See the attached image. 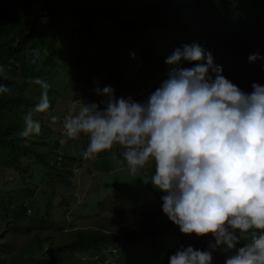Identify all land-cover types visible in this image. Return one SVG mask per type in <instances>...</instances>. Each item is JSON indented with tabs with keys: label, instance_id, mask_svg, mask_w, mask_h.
Listing matches in <instances>:
<instances>
[{
	"label": "trees",
	"instance_id": "trees-1",
	"mask_svg": "<svg viewBox=\"0 0 264 264\" xmlns=\"http://www.w3.org/2000/svg\"><path fill=\"white\" fill-rule=\"evenodd\" d=\"M148 1L141 0L140 11L144 14L141 19L122 18L121 12L129 0H115L105 6L86 4L78 8L29 6L18 12L17 21L0 30L4 36L0 41V66L6 77H0V83L9 88L17 84L19 77L22 87L20 93L0 94V113L5 115L0 119V172L3 169L12 172L6 179L8 181L0 185V224L4 225L3 228L30 224L25 231H33L34 240L23 251V264H104L102 248L118 239L120 246L116 250L119 254L143 255L150 260L160 258L162 261L166 254H171L161 245L167 233L175 236V248L188 242L184 237H177L178 227L162 213L160 198H148L132 208V217L143 222L138 229L128 227L127 232L106 233L98 229H80L73 232L76 239L69 242L55 239L54 233L48 231L53 222L49 217L52 204L49 199L43 201V208L37 215L27 214L33 200L29 205L22 203L19 206L10 205L5 200L7 192L15 188L18 191L29 190L28 185L38 178L52 193L62 190L66 194L72 186L71 178L77 175L74 169L82 170L80 163L87 161L81 153L76 156L62 151L65 150L60 139L62 133L55 132L52 127L61 125L64 114L69 110L59 92L61 89L65 91V83L72 74L83 77L89 88L107 83L114 89L115 97L131 96L137 101L144 99L165 78L171 67L164 63L166 57L153 49L155 43L150 41L149 35L155 29L174 39L168 45L169 49L193 42L203 46L211 53L214 64L221 66L222 75L244 92L251 91L253 82L264 84V71L260 68L262 62L247 61L251 53L264 55V0H195L206 9V13L189 24L182 22V15L191 12L193 0ZM165 4L168 5L165 8L171 10L170 21L156 17L158 9L163 10ZM73 19L78 22L73 30L87 36L94 55L85 47L81 48V53L72 52L65 57L60 55V48L64 46L57 42L62 34L60 29L63 30L61 27L65 21ZM37 44H43L46 52L38 49ZM130 53L134 56L130 57ZM126 60L127 64L124 63ZM181 66L190 65L182 63ZM37 77L49 85V109L44 113L33 111L40 93L39 86L32 83ZM73 98L72 102H76L78 92ZM102 99L105 97L92 91L84 105L96 102L100 107ZM29 111H32V118L39 121L40 133L25 137L20 133L24 127L23 117ZM72 163L78 165L72 169ZM93 165L96 169L101 168ZM45 186L37 188L36 185L37 192H46ZM69 198L74 199L75 195L69 193ZM68 201L62 195L59 205L66 206ZM88 203L99 205L100 202L90 200ZM46 240L51 241L48 247L44 246ZM209 243L214 244V241L204 235L191 239L188 245L194 250H204ZM79 252L85 256L83 261L71 257ZM211 254V264H224L230 253H221L220 246H217Z\"/></svg>",
	"mask_w": 264,
	"mask_h": 264
},
{
	"label": "clouds",
	"instance_id": "clouds-1",
	"mask_svg": "<svg viewBox=\"0 0 264 264\" xmlns=\"http://www.w3.org/2000/svg\"><path fill=\"white\" fill-rule=\"evenodd\" d=\"M247 61H261L264 71L259 52ZM164 63L170 70L142 100L115 97L110 85L95 87V94L105 97L103 107L81 104L65 119L64 135L87 136L85 159L118 146L129 174L151 166L150 184L162 193L167 220L181 234H210L214 244L204 250L179 245L167 264H211V251L220 245L230 253L224 264H264V84L253 82L244 92L195 42L174 49ZM0 77L6 78L2 66ZM32 83L40 89L33 111L47 112L48 83L38 77ZM7 92L0 83V94ZM23 124L21 136L39 135L32 111L25 113ZM131 213L132 208L124 226L112 232L140 228L143 222ZM244 238L248 242L237 247ZM111 246L109 252H117L120 239Z\"/></svg>",
	"mask_w": 264,
	"mask_h": 264
},
{
	"label": "rangeland",
	"instance_id": "rangeland-1",
	"mask_svg": "<svg viewBox=\"0 0 264 264\" xmlns=\"http://www.w3.org/2000/svg\"><path fill=\"white\" fill-rule=\"evenodd\" d=\"M111 1L114 2L115 0H0V30L12 21H17V19H19L18 12L22 9H28L29 6L31 8L37 6L78 8L86 4L94 3L105 6ZM173 1L176 2L177 0ZM148 2H151V0ZM197 3L198 2L195 0L192 1L190 4L191 12L182 15V22L185 24L193 23L195 19L206 13V9L201 8ZM166 6L168 7V5L165 4L164 8ZM140 8H142L141 0H129L128 4L123 8L121 16L123 19L133 17L141 19L144 14L140 11ZM164 8L163 10L158 9L156 17L166 20L169 19L170 21L171 10ZM179 17H181V14H179ZM77 24L78 22L75 19L68 20L67 22L65 21L64 25L61 27L63 30L60 29L62 34L58 37L57 42L64 44V46L60 48V55L64 54V57L72 52L81 53L82 47H85L91 55L95 54L92 45L88 42L87 36L73 30V27ZM47 25H49V22ZM111 28L112 26L110 30ZM3 39L4 36L0 34V41ZM149 39L155 43L153 49L157 54L162 53L165 57H168L175 49L168 48V45L172 44L174 39L170 36H164L163 32L160 30L154 29V31L150 33ZM37 47L38 49H42L43 53L46 52L43 50V44H37ZM27 57L30 58L28 55ZM33 63L35 64L36 62ZM124 63L127 64V60ZM35 67L33 68L34 70L36 69ZM82 78L83 77H77L75 74H72L71 78L65 83V91L62 89L60 90L59 94L65 100L66 107L69 110L64 114L61 125L52 126L55 132L59 131L62 133L60 139L65 145V150L62 151L76 156L80 153L81 155L83 154L88 143V138L85 135H80L75 139L67 138L64 135L63 123L66 118H70L76 114L75 109L79 110V108H75L74 105L81 106V104H84L85 100L91 96V92L95 88L87 87ZM100 78H102V80L105 79V77L102 76H100ZM16 80L17 84L15 83L9 87L7 94H15L22 91L20 78L18 77ZM106 85L108 84H102L100 88L102 89ZM33 90L36 92L35 87ZM77 92L79 98L76 102H72L74 100L73 95H76ZM3 117H5V115L0 113V119ZM121 152V148L114 146L111 151L98 154L97 158L94 160L86 159L87 161L81 162L80 164L83 165V168L77 171L74 169L77 175L71 178L72 186L66 194L62 190L52 193L48 190L47 185L45 186L43 182H41L42 180L38 178L35 182L28 185L29 190L18 191V189L15 188L7 192L4 198L7 200L8 204L13 206H19L22 203L29 205L33 200L30 205V210L28 209L29 212L27 211L28 215L39 214L43 208V201L49 199L52 203L49 208V217L53 222L50 224L48 231L53 232L54 238L57 240L59 239L61 242L75 240L76 238L73 232L80 229H98L105 233L118 228L120 229L124 226L126 217L131 208L139 206L142 201L148 198H160L162 195V193L155 190L150 184V177L153 171L152 167L146 166L135 174H129ZM93 164L101 168L96 169ZM76 165H78V163H72L71 168L73 169ZM107 166L108 168H106ZM11 175L12 172L3 169L0 172V185H2L4 181H8L6 179ZM36 185L37 188L39 185L45 186L46 192H37ZM69 193H73L75 198H69ZM62 195L69 199L66 206L59 205ZM90 200L99 201L100 203L99 205H91L88 203ZM29 225L30 224L23 225L22 227L9 226L8 228H3L4 225L0 224V230L2 231H0V264H23V251L25 247L30 245L31 241L34 240L33 231L29 233L25 231ZM176 234L177 237H184L188 242L191 239L197 238L195 234H181L178 228L176 229ZM205 237L211 238L210 234H206ZM174 238L175 236L167 233L162 238L161 243L166 250L171 251V254L172 251L174 252L176 249L173 246ZM188 242H185L184 246H187ZM241 242L245 243L248 242V240L244 238ZM44 243L45 247L51 245L50 240H46ZM110 243L111 242H108L107 245L104 246L106 248H102L105 256L104 264H167L168 256L170 255L166 254L162 261H160V258L150 260V257L143 255L127 256L122 253L119 254V252H109L113 249ZM220 250L224 253L229 252L223 245H220ZM71 257L73 259L81 258L82 261L85 258L82 252L75 253L71 255ZM96 264L100 263L98 262Z\"/></svg>",
	"mask_w": 264,
	"mask_h": 264
}]
</instances>
